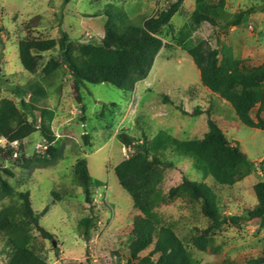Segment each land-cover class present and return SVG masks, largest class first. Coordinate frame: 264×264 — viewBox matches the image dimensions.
<instances>
[{"label": "rangeland", "instance_id": "374dc122", "mask_svg": "<svg viewBox=\"0 0 264 264\" xmlns=\"http://www.w3.org/2000/svg\"><path fill=\"white\" fill-rule=\"evenodd\" d=\"M175 1L0 0V27L3 29L0 34V100L18 103L12 94L16 85L24 89L36 82L45 85L48 95L38 99L37 107L53 111L52 129L61 148V156L53 165L23 169L22 155L26 158L44 155L45 141L37 131L23 141L24 152L21 145H11L14 154L3 163L14 173L13 178L4 177L15 190L14 196L3 204L21 208L20 193L28 191L36 213L49 206L48 212L40 218V225L53 234V240L44 239L36 230L30 232L33 249L47 264H127L133 222L139 212L114 173L115 167L131 153L118 139L122 133L136 139L146 135L150 142L171 139L168 145L159 141L155 145L159 155L172 161L174 166L165 170L163 182L157 186L151 201L156 203L162 222L173 227L200 264H244L264 252V226L258 220L225 226L213 236L208 251L200 252L192 246L191 239L196 235V228L208 225L201 205L185 199L171 204L160 201L185 176L211 186L220 198L225 215H244L247 209L256 207L253 188L264 180V174L255 167L250 173L231 169L223 154L214 147L201 153L215 173L214 177L204 179L192 157L175 150L177 147L186 149L185 143L204 137L208 131L209 111L228 139L239 145L250 161L257 165L264 163V130L243 125L229 103L203 86L199 69L177 41L180 31L192 25L191 44L206 42L220 52L229 47L245 66H260L264 63V0H226V9L231 14L254 8L247 23L229 30L208 23L193 25L191 14L196 0H183L179 13L159 36L164 47L148 78L131 92L109 84H86L82 90L84 114L75 100L67 70L59 73L49 86L41 81L40 73H27L20 62L19 43L26 39H60L67 33L77 43H99L104 35V13L109 5L118 7L127 22L139 25L144 18L157 15ZM60 58L58 49L42 54L43 65L50 59ZM165 97L172 104L166 102ZM178 106L188 114H183ZM197 108L202 113L192 116ZM257 113L258 108H255L252 111L255 120ZM36 114L39 116V112ZM261 117L264 119V111ZM83 158L87 160L91 177L101 183L92 190V204L86 203L73 172L76 162ZM54 192L58 193V198L53 197ZM87 218L92 220L88 236L81 224ZM7 259L4 238L0 234V264H6Z\"/></svg>", "mask_w": 264, "mask_h": 264}, {"label": "trees", "instance_id": "16d2710c", "mask_svg": "<svg viewBox=\"0 0 264 264\" xmlns=\"http://www.w3.org/2000/svg\"><path fill=\"white\" fill-rule=\"evenodd\" d=\"M65 1L69 3L72 0ZM182 3L183 0H177L169 4L157 15L144 18L139 25L127 22L118 7L109 5L104 13V35L99 43H77L72 41L67 33L60 39H26L19 43L20 62L27 73H40L41 81L49 86L59 73L67 70L75 100L84 114L86 107L82 90L86 84H109L124 92H131L138 83L148 78L164 47L159 36L179 13ZM226 7V0H196L195 9L191 14L192 24L200 26L208 23L229 30L247 23L254 12V8H248L231 14ZM193 28L192 25H186L180 31L177 45L193 59L200 71L203 86L229 103L243 125L264 130V119L261 117L264 111V63L248 67L241 59L235 57L229 47H224L220 52L209 47L206 42L193 45L190 43ZM2 32L0 27V34ZM56 49L59 50L61 58L50 59L43 65L42 54ZM1 81L0 75V84ZM47 91L46 86L38 82L26 89L16 85L12 94L18 99V103L10 99L0 100V139L4 138L9 142L6 147L0 145V234L4 238V249L8 256L6 264H47L33 249L30 232L36 230L46 240H53L54 237L40 225V218L48 212L49 206L43 212L36 213L28 191L20 193L21 208L3 204L15 194L14 188L6 178H13L14 173L3 166L14 154L10 147L12 143L19 142L20 149L24 152L26 145L22 144L23 141L39 131L47 144L43 156L20 157L23 169L51 166L61 156V148L52 129L54 113L37 107L38 99L46 97ZM165 101L172 104L168 97H165ZM177 108L183 114H188L181 106ZM255 108H258L256 120L252 116ZM201 113V109L197 108L192 116ZM207 115L208 131L204 137L185 143L186 149L177 147L175 150L190 155L195 168L202 173L204 179L210 175L214 177L215 173L201 153L214 147L223 154L229 168L248 173L254 171L255 163L249 160L239 145L228 139L218 123L211 118L209 111ZM118 139L131 153L115 167L114 173L122 188L131 196L134 209L139 212L133 222L127 264H200L173 227L162 222L156 211V203L151 201L157 186L163 182L165 170L174 166L172 161L164 160L159 155V150L155 147L159 140L150 142L146 135L136 139L126 133L120 134ZM164 142L168 145L171 139L159 141L162 144ZM73 172L83 190L86 203L92 204V190L101 183L91 177L87 160L84 158L76 162ZM253 189L258 203L256 207L247 209L245 214L240 216L225 215L220 198L211 186L205 182L192 181L185 176L181 183L172 187L160 201L171 204L178 199H185L201 205V212L208 220V225L195 229L196 235L191 239V244L198 251L206 252L211 247L213 236L225 226L254 220L260 221V225L264 226V180L256 183ZM52 195L59 197L56 192ZM81 224L85 226L84 233L88 236L91 218L82 220ZM244 264H264V252Z\"/></svg>", "mask_w": 264, "mask_h": 264}, {"label": "built area", "instance_id": "2783aa9c", "mask_svg": "<svg viewBox=\"0 0 264 264\" xmlns=\"http://www.w3.org/2000/svg\"><path fill=\"white\" fill-rule=\"evenodd\" d=\"M2 143H5V144H9V142L6 140V139H4V138H2V139H0V144H2ZM17 145V146H19L20 145V143L19 142H14V143H12L11 145ZM42 148H43V150L45 151L46 149H47V144H46V142L42 145ZM18 156V153L16 152L15 153V157H17ZM255 168L261 173V174H264V163L263 162H261L260 164H255Z\"/></svg>", "mask_w": 264, "mask_h": 264}]
</instances>
